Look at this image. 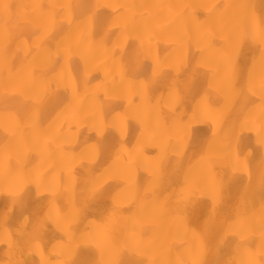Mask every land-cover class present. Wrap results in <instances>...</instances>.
<instances>
[{
    "label": "snow or ice",
    "instance_id": "1",
    "mask_svg": "<svg viewBox=\"0 0 264 264\" xmlns=\"http://www.w3.org/2000/svg\"><path fill=\"white\" fill-rule=\"evenodd\" d=\"M0 123V264H264V0L0 3Z\"/></svg>",
    "mask_w": 264,
    "mask_h": 264
},
{
    "label": "bare ground",
    "instance_id": "2",
    "mask_svg": "<svg viewBox=\"0 0 264 264\" xmlns=\"http://www.w3.org/2000/svg\"><path fill=\"white\" fill-rule=\"evenodd\" d=\"M19 2V0H0V3H17ZM95 2V0H94ZM99 2H116V0H99ZM136 2H168V0H136ZM204 2H208V3H226V2H230V0H204ZM256 2L258 3V0H256ZM163 51V49H162ZM85 104L88 103L87 100L84 101ZM69 120H71V117H68ZM3 139V127H2V123H0V140Z\"/></svg>",
    "mask_w": 264,
    "mask_h": 264
}]
</instances>
